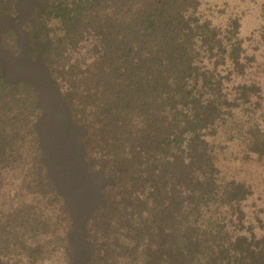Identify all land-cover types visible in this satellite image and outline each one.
<instances>
[{"label":"trees","instance_id":"16d2710c","mask_svg":"<svg viewBox=\"0 0 264 264\" xmlns=\"http://www.w3.org/2000/svg\"><path fill=\"white\" fill-rule=\"evenodd\" d=\"M224 7L0 0V264H264V24Z\"/></svg>","mask_w":264,"mask_h":264},{"label":"rangeland","instance_id":"374dc122","mask_svg":"<svg viewBox=\"0 0 264 264\" xmlns=\"http://www.w3.org/2000/svg\"><path fill=\"white\" fill-rule=\"evenodd\" d=\"M212 1V0H210ZM222 2V6L226 11L220 12L216 10L218 16L223 17V14H228L230 10L237 12L236 14L243 16V25L246 30H243L244 34H249L251 29L255 27H259L260 25L264 24V14L262 13L264 7V0H214ZM264 32V29H263ZM261 36V35H260ZM259 36V37H260ZM254 36L253 40L259 38ZM264 40L262 41V44ZM236 149V148H233ZM231 153V151H230ZM245 171L241 174L253 184L255 194L250 200L249 206L251 208V212L256 214L255 211L258 209H264V201H262V197L264 196V166L260 163L254 164L253 163L249 166H244ZM251 169V170H250ZM262 196V197H261ZM263 202V203H262Z\"/></svg>","mask_w":264,"mask_h":264}]
</instances>
